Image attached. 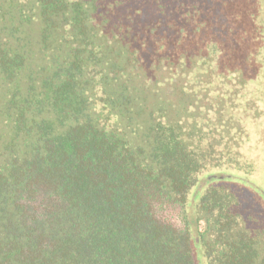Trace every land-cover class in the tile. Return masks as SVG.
Segmentation results:
<instances>
[{"label":"trees","instance_id":"trees-1","mask_svg":"<svg viewBox=\"0 0 264 264\" xmlns=\"http://www.w3.org/2000/svg\"><path fill=\"white\" fill-rule=\"evenodd\" d=\"M154 1L0 0V264H264V0Z\"/></svg>","mask_w":264,"mask_h":264},{"label":"rangeland","instance_id":"rangeland-1","mask_svg":"<svg viewBox=\"0 0 264 264\" xmlns=\"http://www.w3.org/2000/svg\"><path fill=\"white\" fill-rule=\"evenodd\" d=\"M118 1L120 3L126 4L129 7L130 13H131V18L129 19V21L128 20L126 21L127 24L126 23L123 24L122 26L123 29L121 31L129 30V32L132 33L134 40L138 42L144 41L145 33H146L145 29H142V27L140 26V23L136 24V22L133 23L132 21V19L133 18L135 19L136 16H140L141 19L144 18V15H143L141 6L138 3V0H118ZM149 1L154 4L156 3L154 0H149ZM132 25L134 26L132 27ZM114 38L116 39L117 36H114ZM112 40L114 39L112 38ZM146 49L147 48L145 47V45H142V50H146ZM164 64H165V59L162 58L160 55H158L157 57L150 56L148 59V63L146 65L147 71H148L147 73L149 77H146L141 70L142 73L136 72L140 74L141 76L140 78H137V80L140 79L149 91H154L157 87H161L163 85L162 80L161 78L155 79L153 70H155L157 66H161V67L164 66ZM138 68H139V65H133L132 67L133 70H137ZM136 73L134 72V78L137 76ZM164 82H165V79H164ZM178 97L180 98V102H182V98L180 97V95ZM191 250H192L194 264H206L204 250L200 244L192 242Z\"/></svg>","mask_w":264,"mask_h":264}]
</instances>
